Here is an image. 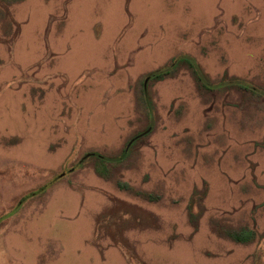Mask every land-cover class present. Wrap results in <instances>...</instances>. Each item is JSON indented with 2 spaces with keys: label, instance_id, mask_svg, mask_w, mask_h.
<instances>
[{
  "label": "rangeland",
  "instance_id": "rangeland-1",
  "mask_svg": "<svg viewBox=\"0 0 264 264\" xmlns=\"http://www.w3.org/2000/svg\"><path fill=\"white\" fill-rule=\"evenodd\" d=\"M0 264H264V0H0Z\"/></svg>",
  "mask_w": 264,
  "mask_h": 264
},
{
  "label": "trees",
  "instance_id": "trees-1",
  "mask_svg": "<svg viewBox=\"0 0 264 264\" xmlns=\"http://www.w3.org/2000/svg\"><path fill=\"white\" fill-rule=\"evenodd\" d=\"M180 61H183V63L185 64V66H187V68L190 70L191 72V75L193 76L194 78V81L196 82V84L198 86H202L204 87L205 89H214V88H221L223 86H210L209 83L205 82L204 81V77H203V74L201 72V70L199 69V67L194 63V61L192 60H186V59H177V60H174L172 62L171 65L169 66H166L158 71H155L153 73H151L149 76L152 80H162L165 76H167L171 69L172 68H175L179 63ZM227 86L229 87H237L243 91H249L251 92L252 94H258L259 93V90L255 89L254 87H250V86H247V85H236V84H233V83H230L228 84ZM214 87V88H213ZM124 154V152L122 153ZM97 157H99V161L103 162V163H111L112 161H117L116 159H108V158H105V157H102L101 155H97ZM236 240L238 241H241L242 239L239 238L238 236L235 237Z\"/></svg>",
  "mask_w": 264,
  "mask_h": 264
}]
</instances>
